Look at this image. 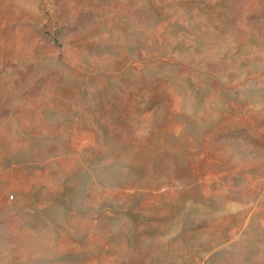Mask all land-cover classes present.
<instances>
[{
  "label": "rangeland",
  "instance_id": "374dc122",
  "mask_svg": "<svg viewBox=\"0 0 264 264\" xmlns=\"http://www.w3.org/2000/svg\"><path fill=\"white\" fill-rule=\"evenodd\" d=\"M0 264H264V0H0Z\"/></svg>",
  "mask_w": 264,
  "mask_h": 264
}]
</instances>
